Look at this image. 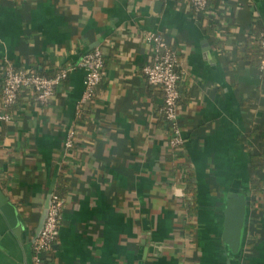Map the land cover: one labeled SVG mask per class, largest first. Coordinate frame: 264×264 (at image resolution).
<instances>
[{
    "label": "crops",
    "instance_id": "crops-1",
    "mask_svg": "<svg viewBox=\"0 0 264 264\" xmlns=\"http://www.w3.org/2000/svg\"><path fill=\"white\" fill-rule=\"evenodd\" d=\"M258 20L264 0H210L197 11L183 0H0V95L8 65L68 69L48 102L24 88L11 118H0V188L22 221L11 224L0 209V264H31L59 175L61 220L45 264H264V168L259 192L250 177L251 152L264 154V82L255 58L238 51ZM150 30L179 59L177 148L163 91L142 71L153 58ZM95 47L102 75L78 117L79 62ZM190 172L192 213L182 200ZM229 191L245 198L237 252L222 236Z\"/></svg>",
    "mask_w": 264,
    "mask_h": 264
},
{
    "label": "built area",
    "instance_id": "built-area-1",
    "mask_svg": "<svg viewBox=\"0 0 264 264\" xmlns=\"http://www.w3.org/2000/svg\"><path fill=\"white\" fill-rule=\"evenodd\" d=\"M188 8L195 11L206 8L207 0H183ZM264 31L261 32V35ZM145 40L153 46V58L142 66V71L146 81L151 85L161 87L163 91L162 111L169 127V144L173 148L180 147L184 142V136L179 123V71L178 57L175 49L168 43L164 35L159 30L145 32ZM264 47V37H260ZM80 65L85 69L83 78V90L79 99L76 114L79 115L81 106L92 99L95 87L99 83L104 66L103 53L99 47H95L86 52L80 59ZM68 69L62 67L57 69L52 75L38 73L35 68H15L8 65L4 72L3 87L0 103L3 111L0 118L8 120L11 118V108L16 102L21 89H32L36 98L42 102L48 100L54 94L56 85L66 77ZM260 79L264 82V58L258 65ZM75 129L71 128L65 139L64 146L71 147L74 143ZM62 198L53 193L47 209V215L43 226L33 241L34 254L32 260L39 262L42 259L44 250L51 246L58 233L59 221L61 219L60 209Z\"/></svg>",
    "mask_w": 264,
    "mask_h": 264
},
{
    "label": "trees",
    "instance_id": "trees-1",
    "mask_svg": "<svg viewBox=\"0 0 264 264\" xmlns=\"http://www.w3.org/2000/svg\"><path fill=\"white\" fill-rule=\"evenodd\" d=\"M210 0H207V5L209 3ZM206 5V6H207ZM207 27V26H206ZM264 31V21L262 20H258L253 28H252V33L251 34H247L244 38V40L238 45V51H240L241 53H244L245 56H247L248 58H250L251 60H255L257 61V66L259 65V62L262 58H264V47L262 46L260 37H264V34L261 35V32ZM216 44L219 45V43L217 42ZM32 67V66H31ZM65 67V66H64ZM16 68V67H15ZM62 68V67H60ZM38 73L41 74H46V75H52L56 70H52V71H48V72H44L42 70H38L36 69ZM180 92V90H179ZM1 98V95H0ZM179 103L180 104H185V100H183L181 93L179 96ZM162 115L164 117L163 111H162ZM81 116V113H79L78 117ZM250 165L252 167V171L250 174L251 177V183L252 185L255 186V189L253 191L255 192H259L261 190V186H262V176H261V171L264 168V154H262L260 151H252L251 155H250ZM192 173H185L183 175V182H184V187H183V196H182V200L185 204L186 209L188 210L189 213H192L193 211H195L196 208V203H195V188H194V182L191 179ZM63 176L59 175L58 179L56 181V188L54 189L53 193L58 194V196L60 198H62V196L58 193V187L61 185L62 181H63ZM5 181L3 179L0 180V185L4 186ZM63 200V199H62ZM61 211V209H60ZM61 220V219H60ZM60 223V221H59ZM185 226L187 228H191L194 226V222H190V223H185ZM55 242H52L51 246L48 247V249L44 250L42 253V259L39 262H35L34 260H32L31 257V264H45V253L50 250L53 246ZM31 249H32V254H34V248H33V242L31 245Z\"/></svg>",
    "mask_w": 264,
    "mask_h": 264
},
{
    "label": "water",
    "instance_id": "water-1",
    "mask_svg": "<svg viewBox=\"0 0 264 264\" xmlns=\"http://www.w3.org/2000/svg\"><path fill=\"white\" fill-rule=\"evenodd\" d=\"M52 190L48 192L45 205L43 207V210L39 216L36 228H35V234L33 236V241L39 234L44 219L47 215V209L50 202V196L52 194ZM228 198L226 200V205L224 209V219H223V241L228 245L229 249H231L233 252L239 251L241 240L243 237V231L245 227V198L243 193H240L238 191H229L228 192ZM0 209L4 213V215L7 217L8 221L13 224H22L21 220L17 219V210L12 202L8 200L6 195L2 192L0 188ZM16 228H19L18 225H16ZM17 233L18 231L15 230Z\"/></svg>",
    "mask_w": 264,
    "mask_h": 264
}]
</instances>
